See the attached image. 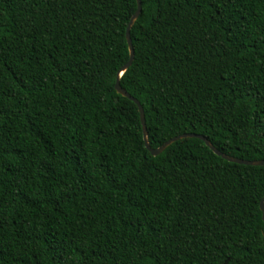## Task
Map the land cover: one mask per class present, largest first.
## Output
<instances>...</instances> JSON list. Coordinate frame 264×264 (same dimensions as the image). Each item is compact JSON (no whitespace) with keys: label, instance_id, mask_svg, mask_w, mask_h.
Returning <instances> with one entry per match:
<instances>
[{"label":"trees","instance_id":"obj_1","mask_svg":"<svg viewBox=\"0 0 264 264\" xmlns=\"http://www.w3.org/2000/svg\"><path fill=\"white\" fill-rule=\"evenodd\" d=\"M121 87L152 149L264 160V0H141ZM137 0H0V264H264V166L159 156L115 88Z\"/></svg>","mask_w":264,"mask_h":264},{"label":"water","instance_id":"obj_2","mask_svg":"<svg viewBox=\"0 0 264 264\" xmlns=\"http://www.w3.org/2000/svg\"><path fill=\"white\" fill-rule=\"evenodd\" d=\"M141 13H142V2H141V0H137L136 13L131 18V20L128 24V27H127V32H126V39H127L128 48H129V60L125 64V66L120 70V72L117 76L115 88H116V91L120 95L128 98L129 100H131L132 102H134L137 105V107L139 109V113H140V119H141V124H142V128H143L145 144H146L147 149L151 152V154L153 156H159L169 146H171L173 143H175L181 139L197 138V139H200L203 142H205L206 146L209 147L216 155L222 157L223 159H225L229 162L248 165V166H264V160L263 161H247V160H242V159L230 157V156L222 153L218 149H216L214 147V145L206 137H204L202 135L185 134V135H181V136L170 139L164 145H162L160 148L152 149L150 147L149 142H148V131H147V127H146V118H145L144 108L137 99H135L133 96H131L128 92H126L120 85V78L122 77L124 72H126L133 65V62H134L135 51H134V46H133V42L131 39V29L134 26L135 22L137 21V19L139 18ZM260 209H261V212L263 214V219H264V198L262 199V201L260 203Z\"/></svg>","mask_w":264,"mask_h":264}]
</instances>
